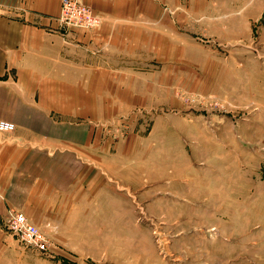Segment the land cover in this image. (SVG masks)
Listing matches in <instances>:
<instances>
[{
  "label": "rangeland",
  "instance_id": "374dc122",
  "mask_svg": "<svg viewBox=\"0 0 264 264\" xmlns=\"http://www.w3.org/2000/svg\"><path fill=\"white\" fill-rule=\"evenodd\" d=\"M132 1L144 17L126 21L129 72L144 79L91 85L97 99L82 104L98 178L54 224L22 211L47 253L6 222L2 250L49 264H264V0Z\"/></svg>",
  "mask_w": 264,
  "mask_h": 264
},
{
  "label": "crops",
  "instance_id": "0c3cea01",
  "mask_svg": "<svg viewBox=\"0 0 264 264\" xmlns=\"http://www.w3.org/2000/svg\"><path fill=\"white\" fill-rule=\"evenodd\" d=\"M85 2L102 18L94 29L60 27V0H0V119L16 126L0 132V264H49L38 252L2 250L8 209L38 225L78 211L81 188L99 176L93 126L79 122L90 115L82 104L97 99L90 86L144 79L129 72L138 63L125 45L126 21L144 14L129 12L130 0Z\"/></svg>",
  "mask_w": 264,
  "mask_h": 264
},
{
  "label": "built area",
  "instance_id": "2783aa9c",
  "mask_svg": "<svg viewBox=\"0 0 264 264\" xmlns=\"http://www.w3.org/2000/svg\"><path fill=\"white\" fill-rule=\"evenodd\" d=\"M60 27L94 29L100 24V18L85 0H60V10L57 16ZM15 124L0 119V132H12ZM7 229L25 246L41 253L49 251L50 241L28 217L15 208H9L6 218Z\"/></svg>",
  "mask_w": 264,
  "mask_h": 264
}]
</instances>
